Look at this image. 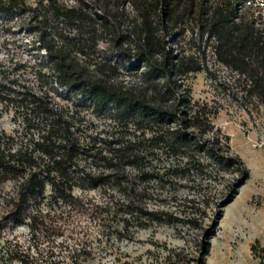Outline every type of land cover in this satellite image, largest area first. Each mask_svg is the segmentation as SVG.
Instances as JSON below:
<instances>
[{
	"label": "trees",
	"instance_id": "1",
	"mask_svg": "<svg viewBox=\"0 0 264 264\" xmlns=\"http://www.w3.org/2000/svg\"><path fill=\"white\" fill-rule=\"evenodd\" d=\"M15 15L44 51L53 84L74 101L51 104L47 93L9 78L0 62V103L15 108L29 135L16 142L0 130V184L15 186L6 219L20 224L47 186L68 203L76 180L89 188L112 181L128 207L135 197L125 167L148 182V162L159 155L184 158L181 173L242 165L214 128L217 109L193 100L186 77L205 72L246 111L264 105V0H0V16ZM78 109L102 114L105 135L84 141L81 121L73 120ZM81 159L111 174L71 175ZM38 229L35 222L31 231ZM54 254L6 239L0 264H62Z\"/></svg>",
	"mask_w": 264,
	"mask_h": 264
},
{
	"label": "rangeland",
	"instance_id": "2",
	"mask_svg": "<svg viewBox=\"0 0 264 264\" xmlns=\"http://www.w3.org/2000/svg\"><path fill=\"white\" fill-rule=\"evenodd\" d=\"M44 61V51L23 18L0 16V62L7 76L47 93L51 104L71 105L74 100L53 84ZM217 69L218 77L228 76L225 69ZM186 83L194 101L217 109L214 128L228 136L229 154L242 165H208L202 173L200 168L181 173L177 161L185 163L184 158L159 155L148 162V182L125 167L135 197L128 207L112 181L89 188L76 180L68 203L53 197L47 186L42 201L29 202L20 224L5 217L15 187L6 181L0 184V246L6 239L38 244L44 251L52 249L53 259L62 264H264V105L246 111L203 71L189 74ZM76 111L73 120L81 121L84 141L109 130L102 114ZM0 130L16 142L29 139L15 108L2 102ZM90 162L78 161L71 175L82 177L81 169L90 175L111 174L102 163ZM35 222L40 225L36 234L31 231ZM29 252L40 256L36 250Z\"/></svg>",
	"mask_w": 264,
	"mask_h": 264
}]
</instances>
